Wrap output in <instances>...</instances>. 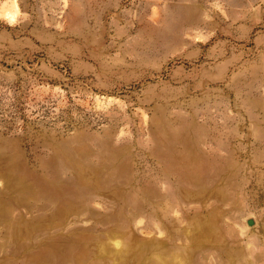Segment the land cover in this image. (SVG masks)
Wrapping results in <instances>:
<instances>
[{
  "label": "rangeland",
  "instance_id": "obj_1",
  "mask_svg": "<svg viewBox=\"0 0 264 264\" xmlns=\"http://www.w3.org/2000/svg\"><path fill=\"white\" fill-rule=\"evenodd\" d=\"M0 264H264V0H0Z\"/></svg>",
  "mask_w": 264,
  "mask_h": 264
},
{
  "label": "water",
  "instance_id": "obj_2",
  "mask_svg": "<svg viewBox=\"0 0 264 264\" xmlns=\"http://www.w3.org/2000/svg\"><path fill=\"white\" fill-rule=\"evenodd\" d=\"M249 224L251 225V224H253V223L250 221Z\"/></svg>",
  "mask_w": 264,
  "mask_h": 264
}]
</instances>
